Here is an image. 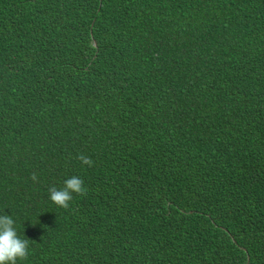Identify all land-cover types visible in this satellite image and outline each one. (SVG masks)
<instances>
[{
    "label": "trees",
    "instance_id": "trees-1",
    "mask_svg": "<svg viewBox=\"0 0 264 264\" xmlns=\"http://www.w3.org/2000/svg\"><path fill=\"white\" fill-rule=\"evenodd\" d=\"M264 264V0H0V264Z\"/></svg>",
    "mask_w": 264,
    "mask_h": 264
},
{
    "label": "water",
    "instance_id": "water-1",
    "mask_svg": "<svg viewBox=\"0 0 264 264\" xmlns=\"http://www.w3.org/2000/svg\"><path fill=\"white\" fill-rule=\"evenodd\" d=\"M247 264V263H246Z\"/></svg>",
    "mask_w": 264,
    "mask_h": 264
}]
</instances>
